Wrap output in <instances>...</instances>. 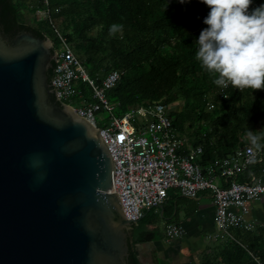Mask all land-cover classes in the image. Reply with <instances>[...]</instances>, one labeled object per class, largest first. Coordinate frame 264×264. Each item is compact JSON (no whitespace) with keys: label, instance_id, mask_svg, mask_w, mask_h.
<instances>
[{"label":"trees","instance_id":"trees-1","mask_svg":"<svg viewBox=\"0 0 264 264\" xmlns=\"http://www.w3.org/2000/svg\"><path fill=\"white\" fill-rule=\"evenodd\" d=\"M48 3L58 10L52 9L48 17L40 20L33 16L26 23L24 9L34 13L44 7L42 0H0L1 28L6 35L27 31L40 38L53 37L58 44L63 38L97 85L110 71H122L117 84L106 92L116 115H123L136 104L161 103L171 109L173 103H181L180 108L169 111L172 125L188 134L194 146H202L199 162L203 166L248 143V132L258 124L263 126L259 143H264V89L241 90L231 84L222 88L213 82L216 75L202 68L195 58L199 47L196 41L208 27L204 20L210 7L203 0ZM261 5L264 0H252L249 12ZM114 23L123 25V29L110 35ZM52 69L53 66L49 81ZM76 87L85 95L90 93L88 84L80 80ZM256 160L239 174V180H249L252 174L264 176V159ZM218 181L223 184L222 177ZM150 211L153 209H147L146 215ZM146 220L134 226L133 238L129 237L133 264H139L134 244L146 238ZM231 233V237L217 238L222 240L200 264H264V224L252 229L232 228Z\"/></svg>","mask_w":264,"mask_h":264},{"label":"water","instance_id":"water-1","mask_svg":"<svg viewBox=\"0 0 264 264\" xmlns=\"http://www.w3.org/2000/svg\"><path fill=\"white\" fill-rule=\"evenodd\" d=\"M55 58L49 37L0 26V264H133L111 153L52 99Z\"/></svg>","mask_w":264,"mask_h":264},{"label":"built area","instance_id":"built-area-1","mask_svg":"<svg viewBox=\"0 0 264 264\" xmlns=\"http://www.w3.org/2000/svg\"><path fill=\"white\" fill-rule=\"evenodd\" d=\"M42 1L44 7L36 11L45 18L52 9L58 10L51 8L48 0ZM61 46V51L53 47L56 58L49 81L52 93L58 102L90 122L106 142L114 162L111 192L118 194L128 220L136 224L144 210H157L170 188L188 198L209 190L217 233L231 237L229 228H253L250 204L264 196V182L253 174L245 181L238 177L250 164L249 150L256 153L259 162L264 159V143H260V149H255L248 140L228 156L203 166L199 162L202 146H194L185 135L178 133L172 125L168 106L136 104L123 115H116L106 92L117 84L123 72L112 70L97 85L63 38ZM78 80L88 84V97L76 87ZM76 100L78 103L74 104ZM99 112L108 113L107 121H100V126L97 124ZM218 177L223 178V184ZM163 232L166 240L177 239L182 235V228L169 223Z\"/></svg>","mask_w":264,"mask_h":264},{"label":"clouds","instance_id":"clouds-1","mask_svg":"<svg viewBox=\"0 0 264 264\" xmlns=\"http://www.w3.org/2000/svg\"><path fill=\"white\" fill-rule=\"evenodd\" d=\"M203 2L210 7V12L204 20L208 27L196 41L199 47L195 58L201 67L216 75L213 82L222 88L231 84L241 90L264 89V5L249 12L252 0ZM122 29L123 25L114 23L109 34ZM248 136L252 146L260 149L262 137L252 131ZM256 162V153L249 150V163Z\"/></svg>","mask_w":264,"mask_h":264},{"label":"crops","instance_id":"crops-1","mask_svg":"<svg viewBox=\"0 0 264 264\" xmlns=\"http://www.w3.org/2000/svg\"><path fill=\"white\" fill-rule=\"evenodd\" d=\"M264 182V176H261ZM162 207V208H160ZM150 218L147 209L137 224L147 219L146 238L134 244L137 260L140 264H200L204 255L218 244L217 228L214 222V205L209 190H203L195 198H187L170 188L167 197ZM159 212V213H158ZM250 216L253 227L264 222V196L250 204ZM174 223L182 228L177 239L166 240L163 229L166 224ZM135 224L134 226H136ZM133 238L132 232L129 237ZM128 237V238H129ZM215 243L208 244V240Z\"/></svg>","mask_w":264,"mask_h":264},{"label":"rangeland","instance_id":"rangeland-1","mask_svg":"<svg viewBox=\"0 0 264 264\" xmlns=\"http://www.w3.org/2000/svg\"><path fill=\"white\" fill-rule=\"evenodd\" d=\"M27 2H30V0H26ZM23 15H24V19H26V23H30L31 22V18L34 16L37 20H40V19H42V18H45L43 15H42V13H40V12H37V11H35L34 13L33 12H31L29 9H24V13H23ZM52 40H53V42H54V48L55 49H57V50H59V51H61L62 50V46H61V44L59 43H57L56 41H55V38H53L52 37ZM87 96H89L90 95V93H88V94H86ZM78 103V100H76L75 102H74V104H77ZM180 104L181 103H179V102H175V103H173L172 104V108L171 109H178V108H180ZM171 107V106H170ZM170 107H169V110L168 111H170L171 109H170ZM106 116H107V113L106 112H99L98 114H97V124H98V126H100V124H101V122L100 121H107V118H106ZM139 121V119H138V117H135V122H138ZM263 130V126L261 125V124H258V125H256V127L254 128V129H252L251 131L253 132V134H255V135H259L260 133H261V131ZM178 133L181 135V136H183V135H185L190 141H191V139H190V137L188 136V134H186L185 132H182V131H179L178 130ZM246 138L248 139V140H250V138H249V136H248V134H247V136H246ZM159 213V212H158ZM153 216H155V220L158 218V219H161V216H160V214H156V215H154L153 214V212H150V218L151 217H153ZM262 216H263V220H264V214H262ZM156 222H157V220H156ZM262 224H264V222L263 223H261V225ZM231 230H232V228H229V232H230V234H232L231 233ZM234 233V232H233ZM221 235H223V233H221V232H218V234H217V236L218 237H220ZM224 237H225V235H223ZM228 237V236H227ZM218 241H221L222 239H217ZM215 243V240H208V244H210V243Z\"/></svg>","mask_w":264,"mask_h":264}]
</instances>
